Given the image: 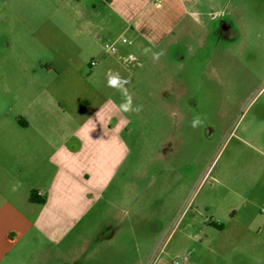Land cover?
Wrapping results in <instances>:
<instances>
[{
  "label": "rangeland",
  "instance_id": "1",
  "mask_svg": "<svg viewBox=\"0 0 264 264\" xmlns=\"http://www.w3.org/2000/svg\"><path fill=\"white\" fill-rule=\"evenodd\" d=\"M109 72L139 112L120 110ZM1 79L54 80L60 111L58 99L86 117L110 100L125 123L112 191L127 204L97 207L48 253L69 264H264V0H0Z\"/></svg>",
  "mask_w": 264,
  "mask_h": 264
},
{
  "label": "crops",
  "instance_id": "2",
  "mask_svg": "<svg viewBox=\"0 0 264 264\" xmlns=\"http://www.w3.org/2000/svg\"><path fill=\"white\" fill-rule=\"evenodd\" d=\"M55 97L54 80H0V103L23 102L15 114L0 111V264H69L52 253L64 229L102 204H127V193L116 200L112 191L129 142L110 100L86 117L58 99L60 111Z\"/></svg>",
  "mask_w": 264,
  "mask_h": 264
},
{
  "label": "clouds",
  "instance_id": "3",
  "mask_svg": "<svg viewBox=\"0 0 264 264\" xmlns=\"http://www.w3.org/2000/svg\"><path fill=\"white\" fill-rule=\"evenodd\" d=\"M147 51V50H146ZM154 59H159V54L154 56ZM128 83L127 80H124L119 77L118 73L109 72L108 74V86L117 87L121 92L122 97L124 98L123 102L119 105L120 110L123 112H139L141 110L140 106H133L132 97L129 94L128 90L124 85ZM200 118L197 116L192 121V127L195 128L200 124Z\"/></svg>",
  "mask_w": 264,
  "mask_h": 264
},
{
  "label": "built area",
  "instance_id": "4",
  "mask_svg": "<svg viewBox=\"0 0 264 264\" xmlns=\"http://www.w3.org/2000/svg\"><path fill=\"white\" fill-rule=\"evenodd\" d=\"M122 42H123V43L131 44V41L127 40V38H122ZM106 50H107L108 52H116V51H118V48H117V46H116V43L107 44V45H106ZM128 59H130V60H135V59H136V56H134L133 54H130ZM92 64H94V62H93ZM263 210H264V209H263ZM263 212H264V211H263Z\"/></svg>",
  "mask_w": 264,
  "mask_h": 264
},
{
  "label": "flooded vegetation",
  "instance_id": "5",
  "mask_svg": "<svg viewBox=\"0 0 264 264\" xmlns=\"http://www.w3.org/2000/svg\"><path fill=\"white\" fill-rule=\"evenodd\" d=\"M226 21H221V28L218 30L220 37H227L229 34H227L229 32V29H223V26H225ZM219 36V35H218Z\"/></svg>",
  "mask_w": 264,
  "mask_h": 264
}]
</instances>
